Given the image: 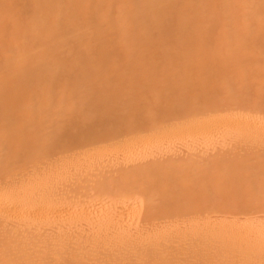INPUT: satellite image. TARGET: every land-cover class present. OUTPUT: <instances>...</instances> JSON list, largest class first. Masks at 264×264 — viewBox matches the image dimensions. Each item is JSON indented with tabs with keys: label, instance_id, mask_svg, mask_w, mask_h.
Here are the masks:
<instances>
[{
	"label": "bare ground",
	"instance_id": "6f19581e",
	"mask_svg": "<svg viewBox=\"0 0 264 264\" xmlns=\"http://www.w3.org/2000/svg\"><path fill=\"white\" fill-rule=\"evenodd\" d=\"M216 126L249 146L203 161L152 158L95 184L88 179L78 197L140 196L139 209L124 211L151 222L144 232L117 230L120 210L91 220L97 205L74 209L79 218L90 209L92 225L103 222L93 231L88 223L92 237L86 234L93 240L86 255L97 264L128 257L138 264H264V221L244 216L264 207V0H0L1 217L71 212L53 185L68 161L89 167L107 152L133 161L144 147L151 155V142ZM53 155L63 163L47 165ZM32 163L42 169L31 174ZM4 218L1 224L10 223ZM107 227L115 238L104 234ZM5 231L0 264H61L69 251L67 264H81L85 256L58 244L61 233L41 247L33 233L35 241L19 232L15 242L19 233L8 241Z\"/></svg>",
	"mask_w": 264,
	"mask_h": 264
},
{
	"label": "rangeland",
	"instance_id": "374dc122",
	"mask_svg": "<svg viewBox=\"0 0 264 264\" xmlns=\"http://www.w3.org/2000/svg\"><path fill=\"white\" fill-rule=\"evenodd\" d=\"M222 128V129H221ZM223 126H216V128L214 127L213 129H211V132H213V133H210V131L208 132V131H202V129H200V132H203V133H199V131L197 130V131H195L193 134L194 135H192V133L190 134V132H187V134H188V136H187V134L186 133H183V132H180V134H181V136H180V134H178V135H169L168 136V138H165L164 137V139L162 138V139H159V141L157 140V141H155V142H151L149 145L147 144V152L149 153V154H151V155H145L144 153H145V151H146V147H144V150L145 151H143V149H141V152H140V154H138V156H136L137 158H135V156L133 157V161H132V159L131 160H129V159H127L126 160V158H122V157H125L126 155L124 154V152H123V155H125V156H123L122 154H120V156H118L119 155V152L118 153H113V155H112V152H110V153H106L107 154V156L105 157V155L106 154H103V158H101V157H97L98 159H100V160H98L97 158V160L95 159V163L93 164L92 162V164L90 163V161H88V160H86L88 163H90L89 164V167L84 163V165L82 164L83 163V161H82V163L81 164H78V163H72L73 165L74 164H78L77 166H79V167H77L76 165H74L73 167H72V165H71V163L68 161V163H67V165H69V166H67L66 168H68V170L66 171V173L67 174H65L66 176H67V178H66V176L63 174V176L59 179V178H56V177H54L57 181H54L53 179V185L55 184V186H54V188H56V189H54L56 192H58L61 196H63V197H61V199H62V201L64 202H62L63 203V205L64 206H69L70 208H72L71 210L72 211H74V215H69V213L71 214V212H67V210L68 211H70L69 209H65L64 211H63V209H61V210H58V212L60 213L59 215H58V217H57V215H54L53 216V213H55V214H57L56 213V211L57 210H55V212L53 211V213L51 214V213H49V214H51V217H49V216H47L48 215V213L46 214V216H44L45 214H43V216L47 219L46 221L47 222H45L44 223V220H45V218L43 219V217L42 216H39V218L40 217H42V218H40V219H38V217H36V216H34V218L33 217H31V215H32V213H30L29 214V216L27 217V215L25 216L24 215V213H22L23 215H21V213H20V217H19V215H17V214H19L18 212L16 213V217H14V216H12V218L10 217L13 213H10V212H12V211H9L8 212V216L6 215L5 216V214H3L2 213V217L0 216V218L3 220V215H4V217L6 218V219H8V218H10L9 220V222L10 223H8V221H7V223L8 224H6V221H2L4 224H1L0 223V239H2V240H4L2 237H4V230H7V234H8V237H10V235H11V239H13V236L15 235V234H18L19 232L20 233H22V235L19 233L18 235H17V239H15L16 237H14V239L12 240V241H14V240H16L15 242H17V241H19V238L21 239V237L19 236V235H21V236H24L23 234H25L26 233V236H28L29 234H30V237L28 236V240L30 239V240H32V241H35V239L33 240V237L35 236L36 238H37V241L36 242H34V243H37L38 241H39V243H38V245L40 244H43V246H41V247H44V245L45 246H47L46 245V243L48 244V246H51V245H53V241H55V240H57V239H61L62 237L59 235V237L57 236L59 233H61V235L63 234V239L60 241V243L59 242H57L58 244H61V242H62V244L61 245H64V246H66L65 244H67L68 246L70 245V247H75V249H76V247H78V252H79V250L80 251H84L83 252V254L85 253V256H84V258H83V261H82V263L81 264H95L96 262H94V261H92V259H90L87 255H86V249H91L90 247H87V245H89V244H92V241H91V243H88V242H90L89 240H91V239H89L90 237L89 236H87L86 234H89V225H92V224H90V220L89 219H91L92 217H95V215H97V217H105L104 219H106L107 217H109L108 215H111V214H113V213H115V212H119V210L121 211V212H123L122 214H123V216L124 217H126V218H128V220L126 219V218H124V217H122L121 218V215H120V212L119 213H116V215L118 216V218H117V216H116V218L118 219V223H119V221H120V225H117V228H116V225H115V228L117 229V230H119L120 229V227H122L123 225H124V227H131V228H134V227H136V228H143L142 230H143V232L144 231H146V229L148 228V227H150L151 226V222L150 221H148V223H145V221L144 220H142V218L139 216V214H134V215H129V214H126V211H128V210H126L128 207V205L129 204H135V206L136 207H138V209L140 208V206H141V204H142V202H143V200L141 199V197L140 196H135L134 194H132V195H134V196H128V197H126V198H124L125 200H123V201H121V200H118V199H115L114 197H112L113 195L112 194H109V193H105V192H103V193H97L98 194V196H97V199H96V196L95 195H97V194H95V195H91V194H89V197H88V194H87V196H84V197H82L81 198V196H79L78 197V195H79V192H80V190L81 189H86V188H89L90 187V185H92V184H95L96 183V181H98L99 180V178L101 177L102 179L103 178H105V177H111V176H114V175H117V174H119L118 172H119V170H121V169H124V168H126V167H131L132 165H134V163L136 164V165H139V164H142V163H152L153 161V163H155L156 161H159V162H156V163H158V164H163V162H164V164L165 163H167V162H171L172 163V161H173V163L175 164L176 162L177 163H181V162H186V160H189V159H196V160H206V159H208V158H210V156L212 155V156H217L218 155V153H219V155H220V153H223V156H226L227 154H230V152H231V154L232 153H238V150H239V148H240V150H239V153L241 152V149L242 150H244V149H246L249 145L247 144V143H243V142H240L238 139H235L234 138V136H233V134H231L232 132H233V130H230V129H228L227 127L226 128H224ZM216 129V130H215ZM227 129V130H226ZM231 131V132H229V131ZM178 132V131H177ZM196 132H198L197 134H195ZM176 133V132H175ZM179 133V132H178ZM177 134V133H176ZM184 135V136H183ZM176 136V137H175ZM163 142L162 144H161V142ZM157 142H158V144H157ZM154 144V145H153ZM164 144V145H163ZM149 146H151L150 148H149ZM162 146V147H161ZM264 146V145H263ZM161 147V148H160ZM143 148V147H142ZM152 148V149H151ZM235 148V150H233ZM151 149V150H150ZM156 150V151H155ZM143 152V153H142ZM146 152V153H147ZM152 152H153V154H152ZM155 152V153H154ZM227 152H229V153H227ZM120 153H122V152H120ZM144 154V155H142V154ZM226 153V154H225ZM111 154L112 156H114V157H112L111 155L109 156V155ZM215 154V155H214ZM58 155V154H57ZM61 155H64V156H62L63 158L66 156V154L65 153H63V154H61ZM122 155V156H121ZM140 155H142V157H140ZM54 156V155H53ZM53 156H52V160H51V158L49 159H47V165H49L48 163V161L50 160V162L52 163V162H58L60 159H61V163H63V158H60L61 156L60 155H58V156H60V157H58V156H54L55 158H53ZM145 156H147V158L145 157ZM211 156V157H212ZM220 156H222V154L220 155ZM109 157H110V159H109ZM118 157H119V159H118ZM140 159H139V158ZM145 157V158H144ZM60 158V159H59ZM67 158V157H66ZM106 158H108V159H106ZM136 160H135V159ZM151 158V159H150ZM152 158L154 159L153 161H152ZM173 159V160H172ZM104 160V161H103ZM126 160V161H125ZM134 160H135V162H134ZM177 160V161H176ZM72 161V160H71ZM60 162V161H59ZM81 162V161H80ZM127 162V163H126ZM131 162H133V164H131ZM35 163V162H34ZM34 163H32V165H34V168L32 167L31 169L29 168V170H31L30 171V173L31 174H35L36 172H37V169L38 170H40V169H42V163H44V161L42 162V161H40L39 163H41V164H39V166H38V164H37V166H36V164H34ZM37 163V162H36ZM50 163V164H51ZM98 163V164H97ZM103 163H105V165L103 164ZM44 165H46V164H44ZM44 165H43V168H44ZM86 165V166H85ZM108 165V166H107ZM50 166V165H49ZM77 168H76V167ZM95 166H97V169H96V167ZM99 166V167H98ZM37 167V168H36ZM38 167H40V168H38ZM46 167V166H45ZM48 167V166H47ZM92 167V169H90L89 170V168H91ZM104 167H105V169H104ZM108 167V168H107ZM75 168H76V170H75ZM78 168L80 169V170H82V171H80V170H78ZM86 168L88 169V170H86ZM93 168H94V170H95V173H94V170H93ZM33 169V170H32ZM99 169V170H98ZM28 170V171H29ZM75 170V171H74ZM100 170H101V172H100ZM102 170L103 171H105L104 173L105 174H103L102 173ZM85 171V172H84ZM88 171V172H87ZM92 171V172H91ZM116 171H117V174H116ZM34 172V173H33ZM110 173V174H109ZM111 173H112V175H111ZM113 173H114V175H113ZM99 177H98V176ZM106 175V176H105ZM111 175V176H110ZM71 178H70V177ZM79 176V177H78ZM64 178L65 179H67L68 181H66V180H64ZM73 178V179H72ZM81 179V180H80ZM88 179H90L89 181H90V183H92L93 182V180H94V183H92V184H90L89 183V181H88ZM102 179H100V180H102ZM62 182H61V181ZM86 180V181H85ZM92 180V181H91ZM2 181H3V179H2ZM71 181H72V183H71ZM80 181V182H79ZM83 181V182H82ZM52 181H50V185H52V183H51ZM66 182H67V184H66ZM69 182V183H68ZM57 183H58V187H57ZM80 184V185H78V184ZM82 183H84V184H82ZM86 183V184H85ZM66 184V185H65ZM88 184H90L89 185V187H88ZM84 185V186H83ZM86 185V186H85ZM61 186V187H60ZM65 186H67V187H65ZM75 186V187H74ZM69 187V188H68ZM84 187V188H83ZM68 189V190H67ZM75 190V193L73 192ZM66 191H68V192H66ZM69 193V194H68ZM71 194V195H70ZM66 195V196H65ZM108 195V196H107ZM110 195V196H109ZM73 196H74V198H73ZM69 197V198H68ZM99 198H101V199H99ZM66 199V200H65ZM69 199V200H68ZM99 199V200H98ZM102 199H103V201H102ZM128 199V200H127ZM68 200V201H67ZM101 200V201H100ZM66 201V202H65ZM94 201H96L95 203H94ZM72 202V203H71ZM89 202H91V203H94V204H91V203H89ZM68 204V205H67ZM72 204V205H71ZM84 204V205H83ZM86 204V205H85ZM90 204V205H89ZM76 205V206H75ZM81 205H82V207H87V209H88V207L89 206H91V205H93V206H95L96 207V205H97V208H95V210L96 211H94V207H90L94 212H92V210H91V212H89V210H87L86 212H89V213H92V216H90V218L88 219V218H86V217H89V215L90 214H88V216L86 215V212H81L82 214V216H83V213H85V215H84V217L82 218L81 217V215H80V218H79V214L78 213H80V212H78V211H75L74 209H76V210H81L82 209V207H81ZM80 206V207H79ZM62 207V206H61ZM77 207V208H76ZM121 207V208H120ZM63 208V207H62ZM79 208V209H78ZM124 208H126L125 209V211H124ZM123 210V211H122ZM259 211H252L251 213L250 212H248V216H246V214L244 215L245 217H250V218H252V219H259V220H263L264 221V207L262 208V209H258ZM62 211V212H61ZM76 212H78L77 213V215H75V213ZM96 212V213H95ZM124 212H125V215H124ZM253 212H255V213H253ZM62 213V214H61ZM64 213V214H63ZM73 213V212H72ZM93 213L95 214V215H93ZM98 213V214H97ZM11 214V215H10ZM34 214V213H33ZM1 215V214H0ZM35 215V214H34ZM42 215V214H41ZM99 215V216H98ZM33 216V215H32ZM77 216V217H76ZM107 216V217H106ZM120 216V217H119ZM130 216V217H129ZM132 216V217H131ZM237 216H243L242 214L241 215H237ZM8 217V218H7ZM14 217V218H13ZM21 217H23V218H21ZM27 217V218H26ZM29 217H30V219H29ZM36 217V218H35ZM56 217V218H55ZM69 217V218H68ZM4 218V219H5ZM16 218V219H15ZM20 220H19V219ZM50 218H52V219H50ZM81 218H82V221L83 222H81ZM103 218H101L102 220H103ZM28 219V220H27ZM32 219H35L34 221H29V220H32ZM40 220L41 221V219L43 220L42 222H37L38 220ZM79 219V220H78ZM85 219H88V220H85ZM100 219V218H99ZM100 219V220H101ZM116 219V220H117ZM121 219L122 220H124V221H121ZM125 219H126V223L124 224V223H122V222H125ZM14 220H16V221H14ZM91 220H94L93 218L91 219ZM28 221H29V223H28ZM86 221H88V222H86ZM15 223V225H14V223ZM20 222H21V224H20ZM31 222V223H30ZM34 222V223H33ZM37 222V223H36ZM76 223V225H75V223ZM79 222V223H78ZM84 222H86V223H84ZM98 222H100V223H103L102 221H97V224L95 223V222H92L91 221V223H95L94 225L97 227V225L99 224ZM23 223H26V224H23ZM39 223V225H37ZM46 223H48V224H46ZM71 224V227L69 226L70 224ZM88 223H89V225H88ZM117 223V224H118ZM29 224V225H28ZM42 224V225H41ZM46 224V225H45ZM74 224V225H73ZM123 224V225H122ZM5 225V226H4ZM11 225V226H10ZM12 225H13V227H12ZM19 225V226H18ZM35 225V226H34ZM94 225H92V226H90V230L92 229V231L94 230L93 228H91V227H94L95 228V226ZM126 225V226H125ZM150 225V226H149ZM11 228H9V227ZM16 226V227H15ZM25 226H28V227H25ZM99 226H101V228L102 227H104V225H102V224H99ZM98 226V227H99ZM118 226H120V227H118ZM6 227V228H5ZM21 227V228H20ZM24 227V228H23ZM106 227V226H105ZM124 227H122V228H124ZM13 228V229H12ZM17 228V229H16ZM28 228V229H27ZM69 228V229H68ZM100 227L99 228H97V230H96V232H94L95 233V235L96 236H98L99 237V235H97V234H99V232H100V230L99 229H101ZM8 229H10V231L8 230ZM25 229V230H24ZM28 231H27V230ZM33 231H31V230ZM115 229V230H116ZM3 230V231H2ZM18 230V231H17ZM21 230H23V232L21 231ZM69 230H70V232H69ZM84 230H86V231H84ZM99 230V232H97ZM105 231H103L104 232V234H106V231L108 230V236H109V238H111V236H112V238L111 239H113V236H114V238L117 236L116 234H117V232H115L114 231V228H113V231H110V230H112V228H110V227H107V229H104ZM116 230V231H117ZM147 230H149V228L147 229ZM2 231V232H1ZM63 233H62V232ZM88 231V232H87ZM10 232H13L12 234L10 233ZM14 232H15V234H14ZM25 232V233H24ZM36 232V233H35ZM40 232H41V234H43L44 233V235H41L40 234ZM67 232H68V234H67ZM87 232V233H86ZM112 232H115V233H112ZM32 233H33V235H32ZM38 233V234H37ZM64 233H66L65 235H64ZM84 233V234H83ZM10 234V235H9ZM37 234V235H36ZM47 234V235H46ZM51 236H53V237H51ZM93 234V233H92ZM103 234V235H104ZM110 234V235H109ZM112 234V235H111ZM115 234V235H114ZM3 235V236H2ZM33 237H32V236ZM41 235V236H40ZM72 237H71V236ZM81 235V236H80ZM84 235V236H83ZM90 236H91V234H89ZM94 235V234H93ZM2 236V237H1ZM5 236H6V238L5 239H7L8 237H7V235H6V231H5ZM26 236H24V237H22V240H23V238H24V240H26L27 238H26ZM38 236V237H37ZM57 236V238H55ZM83 236V237H82ZM96 236H93L94 238H96ZM34 237V238H35ZM49 237H51V238H49ZM61 237V238H60ZM68 237V238H67ZM80 237V238H79ZM86 237V238H85ZM92 237V236H91ZM32 238V239H31ZM42 238H44V242H43V239ZM53 238V239H52ZM78 238V239H77ZM87 238H88V242H87ZM93 238V239H94ZM11 239H7L8 241L9 240H11ZM48 239V240H47ZM53 241H52V240ZM68 241H67V240ZM73 239H75V240H73ZM80 239V240H79ZM82 239H84V240H82ZM1 240V241H2ZM42 240V241H41ZM82 240V241H81ZM6 240H4V241H2V242H5ZM47 241V242H46ZM53 243H52V242ZM59 241V240H58ZM77 241H79V243L77 242ZM85 241L87 242V244L85 243ZM25 241H22V242H20V243H24ZM27 242V241H26ZM51 242V243H50ZM81 242V243H80ZM19 243V242H18ZM57 243H55V244H57ZM75 244H77V246L75 245ZM85 244H86V246H85ZM84 245V246H83ZM80 246L81 247H83V248H80ZM91 246V245H90ZM85 247V248H84ZM87 247V248H86ZM66 249H67V247H66ZM68 249H69V247H68ZM68 249H67V251H68ZM103 249H105V248H103ZM110 250H111V248H109ZM109 249H106V250H104V251H106L105 253H107V251L109 250ZM104 251L102 250V252L104 253ZM77 252V251H76ZM89 252V251H88ZM98 252H100V251H98ZM71 253V256H72V252H68L67 254H65V255H63V260H64V262H63V260L61 259V264L62 263H68V260H69V257H70V254ZM90 253H91V251H90ZM90 253H88V255H90ZM103 254L104 256H106V254ZM101 254V255H100ZM99 258L100 259H103V258H101V257H103L102 256V253L100 252L99 253ZM108 255V254H107ZM69 256V257H68ZM68 257V258H67ZM86 257V258H85ZM68 259V260H67ZM73 259V257H71V260ZM86 260V261H85ZM66 261V262H65ZM121 263H118V264H138L135 260H132L131 258H125V259H122L121 261H120ZM144 264H149V262H143ZM70 264H73V262H71ZM76 264V263H75ZM97 264V263H96ZM106 264H113V263H106ZM115 264H117V263H115Z\"/></svg>",
	"mask_w": 264,
	"mask_h": 264
}]
</instances>
